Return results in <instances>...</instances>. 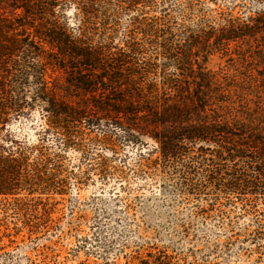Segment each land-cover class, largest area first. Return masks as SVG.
Masks as SVG:
<instances>
[{"label":"trees","instance_id":"1","mask_svg":"<svg viewBox=\"0 0 264 264\" xmlns=\"http://www.w3.org/2000/svg\"><path fill=\"white\" fill-rule=\"evenodd\" d=\"M218 1L0 0V243L55 227L70 151L104 181L114 167L91 150L126 144L141 147L142 177L207 202L191 219L218 218L232 241L240 209L264 248V94L254 102L207 66L239 42L264 57V7L238 16Z\"/></svg>","mask_w":264,"mask_h":264},{"label":"rangeland","instance_id":"2","mask_svg":"<svg viewBox=\"0 0 264 264\" xmlns=\"http://www.w3.org/2000/svg\"><path fill=\"white\" fill-rule=\"evenodd\" d=\"M225 1L230 2L219 0L220 5H210L224 9ZM253 5L260 9L264 0H234L238 16L248 12L245 6ZM260 53L239 42L228 52H215L207 66L221 81L239 82L241 93L256 102L264 94V57ZM21 127L27 129L28 125L23 122ZM91 152L111 161L114 170L109 179L84 178L93 161L85 163L81 153L70 151L66 161L69 195L56 206L55 227L36 241L5 239L0 243V264H141V257L159 251L184 259L182 264H264L263 241H251L248 234L256 225L250 217H242L240 209L232 213L240 235L230 241L231 232L220 235L218 218L208 225L202 216L190 218L196 205L205 206L206 201H186L172 185L160 188L141 176V147L120 144L118 156L102 148ZM74 174L84 178L80 187Z\"/></svg>","mask_w":264,"mask_h":264}]
</instances>
